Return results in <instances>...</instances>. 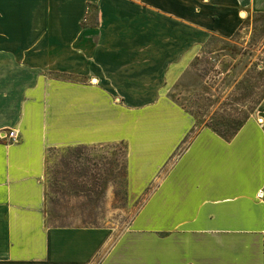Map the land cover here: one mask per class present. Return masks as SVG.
Masks as SVG:
<instances>
[{
	"label": "crops",
	"instance_id": "crops-1",
	"mask_svg": "<svg viewBox=\"0 0 264 264\" xmlns=\"http://www.w3.org/2000/svg\"><path fill=\"white\" fill-rule=\"evenodd\" d=\"M259 15L264 0H0V264H264V109L223 139L168 97L208 39ZM117 142L131 237L45 227L47 151Z\"/></svg>",
	"mask_w": 264,
	"mask_h": 264
},
{
	"label": "rangeland",
	"instance_id": "rangeland-1",
	"mask_svg": "<svg viewBox=\"0 0 264 264\" xmlns=\"http://www.w3.org/2000/svg\"><path fill=\"white\" fill-rule=\"evenodd\" d=\"M242 29L230 39H208L168 93L193 129L223 139L243 125H261L264 109V15ZM44 165L45 227H101L113 239L131 237L126 233L140 201L125 203L124 143L55 150Z\"/></svg>",
	"mask_w": 264,
	"mask_h": 264
},
{
	"label": "trees",
	"instance_id": "trees-1",
	"mask_svg": "<svg viewBox=\"0 0 264 264\" xmlns=\"http://www.w3.org/2000/svg\"><path fill=\"white\" fill-rule=\"evenodd\" d=\"M238 129H239V128H238ZM238 129H237V130H238ZM237 130H236V131H237ZM211 131L214 132L215 134H217L215 131H213V130H211ZM234 134H235V133H234ZM234 134H233V135H234ZM217 135H218V134H217ZM233 135H232V136H233ZM218 136H219V135H218ZM75 148H78V147H69V148H61V149H51V150H48L47 153L52 152V151H55V150L57 151V150H67V149H75ZM46 155H47V154H46ZM46 155H45V159H46ZM45 159H44V164H45ZM44 166H45V165H44Z\"/></svg>",
	"mask_w": 264,
	"mask_h": 264
},
{
	"label": "built area",
	"instance_id": "built-area-1",
	"mask_svg": "<svg viewBox=\"0 0 264 264\" xmlns=\"http://www.w3.org/2000/svg\"><path fill=\"white\" fill-rule=\"evenodd\" d=\"M11 140L13 139V132H9L8 135H7Z\"/></svg>",
	"mask_w": 264,
	"mask_h": 264
}]
</instances>
